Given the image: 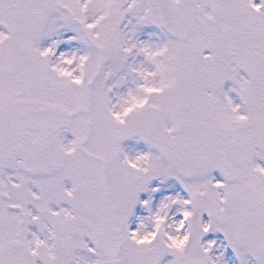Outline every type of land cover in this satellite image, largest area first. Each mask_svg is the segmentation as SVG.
I'll list each match as a JSON object with an SVG mask.
<instances>
[{"label":"snow or ice","instance_id":"6c2138e0","mask_svg":"<svg viewBox=\"0 0 264 264\" xmlns=\"http://www.w3.org/2000/svg\"><path fill=\"white\" fill-rule=\"evenodd\" d=\"M0 264H264V0H0Z\"/></svg>","mask_w":264,"mask_h":264}]
</instances>
